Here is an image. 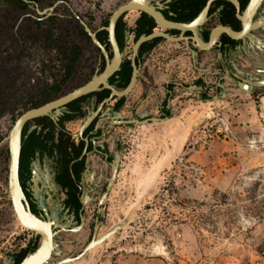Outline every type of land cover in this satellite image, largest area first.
Masks as SVG:
<instances>
[{"label": "rangeland", "instance_id": "374dc122", "mask_svg": "<svg viewBox=\"0 0 264 264\" xmlns=\"http://www.w3.org/2000/svg\"><path fill=\"white\" fill-rule=\"evenodd\" d=\"M55 1L35 3L42 10ZM67 1L82 17L99 15L100 20L93 23L96 26L126 0ZM37 23L84 47L79 23L68 8L57 7L47 16L36 14L31 3L23 12L13 14L0 0V60L19 54L21 32ZM50 58L52 65H61L52 52L31 44L28 55L12 66V76L0 68V96L9 101L0 123L28 106L34 82L44 79L40 69ZM94 59L95 53L86 48L78 64ZM260 90L258 96L249 97L252 121L245 126L237 122L230 108L218 117L206 115L179 156L166 167L160 159L164 150L155 125L134 134L105 207L102 234L122 221L124 225L71 264H264V88ZM216 122L228 130L216 133ZM9 128L0 136L4 158ZM90 216L82 230L56 237L62 257L82 248ZM17 233L23 245L26 231L7 213L0 229V236L6 239L4 246L9 248Z\"/></svg>", "mask_w": 264, "mask_h": 264}, {"label": "flooded vegetation", "instance_id": "af4514ba", "mask_svg": "<svg viewBox=\"0 0 264 264\" xmlns=\"http://www.w3.org/2000/svg\"><path fill=\"white\" fill-rule=\"evenodd\" d=\"M248 1L238 0L240 13ZM64 2L72 7L67 0H62L54 6V9L57 7L69 9ZM206 2L207 0H149V5L168 21L189 23L200 13ZM53 5L54 3L51 4V6ZM263 12V9L260 8L258 14ZM109 16L96 26L93 23L100 20L99 15L94 13L89 19L82 16L80 18L92 31H96V37L102 31L106 33V43L98 40L105 44L111 57L108 34L101 29L107 25ZM73 18L78 22L74 16ZM218 25L229 26L235 31L242 28L241 22L236 17V9L229 0H213L211 2L206 19L198 31L202 42L208 41L210 32ZM119 30L124 36L122 49L119 46L122 60L120 68L108 79V83L117 90L125 88L130 80L132 48L141 35L147 36L153 32L168 33L172 37H178L181 34L184 37L191 35L188 31L181 33L176 29L161 27L156 24L153 17L139 10L124 12L115 25V36ZM261 31H255L254 34L258 36ZM78 33L84 42V47L78 46L79 54L73 64L72 73L64 82L59 83V89L56 92L52 91L51 97L42 104L85 84L92 75L100 73L104 69L103 55L91 42L80 24ZM219 40V47L205 51L193 46L191 41L183 39L170 41L164 37L151 38L144 41L138 48L135 57L138 69L136 81L128 94L121 97L114 95L109 101L102 103L110 96L111 91L107 88H100L52 109L49 115L39 116L25 123L22 130L19 159V182L30 210L43 219L44 209L49 215H56L58 223V227L54 228V231H57L56 237L59 234L76 233L82 230L89 221V213H91L88 233L83 246L72 256L78 254L90 241L96 225H98L96 235L102 234L105 207L109 202L112 189L119 179L128 149L126 145L133 138L135 129L144 124L153 123L132 124L125 121L143 120L151 116L168 119L183 107L179 101L224 100L230 95L232 88L246 92L226 79V70L230 76L233 74L238 76V78L233 77L235 81L239 79L264 80V66L259 67V63L256 61L257 57L248 47L250 46L249 41L232 40L224 33L219 36ZM168 46L177 47L168 49ZM86 48L95 53V59L92 63L81 66L78 64V59ZM177 56L187 59L190 64V68H184V76L181 77L177 70H167L164 66L168 60ZM153 57L154 60H152ZM149 60L151 64L146 65ZM199 61L204 62L203 66H198ZM124 62H128L130 67L128 76L127 72L121 70ZM151 65L155 68L153 73L149 71ZM163 73L166 76L164 78ZM126 78H128L127 82L120 87L121 81H125ZM160 78L163 79L160 85H157ZM37 82L40 83L36 80L35 85ZM49 82L51 83L52 79ZM260 89L256 88L252 92L246 93L250 97L258 96L262 93ZM103 91H107V93L102 95ZM222 93H226L224 98H221ZM214 96L218 98L213 99ZM29 108H33L30 103L14 118L10 116V125L8 126L11 127L14 120ZM166 113H169L170 116L167 117ZM5 155L8 159L7 148ZM117 157L119 163L116 177L107 191L106 187L112 175L111 164ZM6 158L3 157V152L0 149V229L4 222V216L9 213L17 226L26 231V242L22 245L20 234L17 233L8 248L4 246L5 236H0V264H18L23 259L17 262L20 252L33 244L38 245L40 237L24 228L15 215L8 194ZM105 191H107L106 198L100 204L99 201ZM91 207L92 209H90Z\"/></svg>", "mask_w": 264, "mask_h": 264}, {"label": "water", "instance_id": "95a60500", "mask_svg": "<svg viewBox=\"0 0 264 264\" xmlns=\"http://www.w3.org/2000/svg\"><path fill=\"white\" fill-rule=\"evenodd\" d=\"M27 1V0H26ZM213 0H207L205 6L200 11V13L189 23L183 22H172L166 20L160 12L154 9L149 5V0H127L123 4L117 6L108 18L106 26H103L101 29L105 30L108 34V42L110 44L112 56H109V52L105 47V44H102L96 37V31H92L91 28L80 18V16L74 11L72 7L67 2H64L68 7L72 15L78 20L79 24L83 28V31L90 38L91 42L100 50L101 54L105 60V67L100 73H95L92 77L83 85L73 89L72 91L52 100L47 103H44L40 106L29 108L25 110L21 115H19L11 127L8 130V133L5 137L7 142L8 150V174H7V185H8V194L11 200V204L15 215L20 222V224L29 231H32L36 236H39V242L36 249L27 254L18 264H71L77 260H80L88 251L94 247L103 243L111 235L117 232L124 225V221L120 224L114 225L111 229L104 232L103 234L97 236L98 225L95 226L94 233L90 241L85 245V247L75 256L62 257L61 252L58 248V243L56 242V233L54 228L58 227L56 215H49L47 210L45 211L44 219L43 217H38L35 215L29 208V205L25 199L24 193L22 191L20 182H19V159H20V150H21V140H22V130L25 123L28 120L33 118L49 115L52 109L58 108L82 95L88 94L92 91L98 90L100 88H107L111 91L110 96L106 98L102 103L109 101L112 96L121 97L130 92L133 88L136 81L137 75V66L135 63V57L139 46L144 42L154 37H164L170 41H179L186 40L191 41V44L200 50H211L214 47L220 46L219 36L224 33L232 40H242L249 41V49L252 54H255L256 61L259 63V67L264 66V12L260 15L258 11L263 9L264 11V0H249L245 6L242 13H240V7L238 0H229L232 2L236 9V17L241 22L242 28L239 31L232 30L229 26L218 25L216 26L209 34L208 41L206 43L202 42L198 35L199 27L204 23L206 19L207 10ZM28 2V1H27ZM62 0H56L54 5L48 8L39 10L37 3H32L35 6V11L37 14H46L49 15L54 9V6ZM263 6V7H262ZM130 10H139L145 12L155 20L156 24L164 28L176 29L181 33L188 31L191 33L190 36L172 37L168 33L153 32L150 35L145 36L141 35L133 44L132 48V73L130 80L125 88L117 90L108 83L109 77L120 68L122 60V52L119 49V45L115 36V25L119 17L127 11ZM254 17H256L254 19ZM262 30L258 36L254 34L255 31ZM233 77L238 78L236 74L230 76L228 70H226V79L238 86L240 89L246 92H252L253 89L264 88V80H242L239 79L235 81ZM226 93H222L221 98H224ZM217 96H214L213 99H217ZM58 113V110H56ZM119 116V114H116ZM166 118L162 117H147L143 120L130 119L125 121L126 123L132 124H143L148 122H158L165 120ZM83 126L81 127L82 130ZM80 130V131H81ZM119 163V158H115L111 164L112 175L108 181L106 190L110 189L111 184L113 183L117 167ZM107 191H105L99 201L101 204L104 202ZM58 258V260H55Z\"/></svg>", "mask_w": 264, "mask_h": 264}, {"label": "trees", "instance_id": "16d2710c", "mask_svg": "<svg viewBox=\"0 0 264 264\" xmlns=\"http://www.w3.org/2000/svg\"><path fill=\"white\" fill-rule=\"evenodd\" d=\"M27 1L1 0V4L7 12H13V14H16L23 12L29 4L36 2L37 0ZM38 23L35 26H29L21 32L20 39L22 44L18 47L19 54L11 56L6 60H0V68L3 69L5 73H7L8 77L12 76V66H17V64L23 59V57L25 55H28V50L31 44H40L49 52H52V54L54 55V61H60L61 65L55 66V64H51L53 59L50 58L48 60V65H45V68L40 69L45 77L41 80L38 79L40 83H36V90L31 93L29 92V103L33 107L45 102L48 98L51 97L52 91L56 92L59 89V83L64 82L72 73L73 64L79 54V47L77 45H74L66 36L60 33L55 34L50 26L41 27L38 25ZM97 37L102 43H106V33L104 31L100 32V35H97ZM116 38L118 40L120 49H122L124 41L122 31H117ZM121 70L127 72V76L129 75L130 67L128 65V62L123 63ZM50 79H52L51 83L49 82ZM127 80L128 78H126L125 81H121L120 87L123 86L127 82ZM106 93L107 91H103L102 95ZM202 99L205 98L202 97ZM8 109L9 101L3 100V98L0 96V116L2 113H4V111ZM165 115L167 117L170 116L169 113H166ZM1 139L2 138L0 137V140ZM36 245L37 244H33L28 249L22 250L19 254V259L17 262L24 258L28 253L32 252Z\"/></svg>", "mask_w": 264, "mask_h": 264}, {"label": "crops", "instance_id": "0c3cea01", "mask_svg": "<svg viewBox=\"0 0 264 264\" xmlns=\"http://www.w3.org/2000/svg\"><path fill=\"white\" fill-rule=\"evenodd\" d=\"M174 47L177 46H168V49H173ZM154 59L153 57L152 60ZM150 62L149 60L146 65H150ZM203 64V61L198 62V66H203ZM189 65L187 59L177 56L168 60L164 66L167 70H177L178 75L181 77L184 76V68H190ZM154 70V66L151 65L149 71L153 73ZM162 76L163 78L166 77L164 73ZM163 78L157 81V85H160ZM249 97L250 95L248 93L232 88L230 89V95L224 100L220 99L211 102L195 100L179 101V104H183V107L177 110L171 118L139 126V128L134 130L135 133L133 132V137L134 134L139 131L153 129L151 125L154 124L157 133L161 136L159 140L162 142L161 147H163L164 150L160 159L162 161V166L166 167L171 165L179 156L181 148H183L187 139H189L191 133L194 131V127L197 125L198 121L203 122L206 115L209 114L212 118L218 117L225 112V109L230 108L231 110L234 109L231 111V115L237 122L243 123L245 126L247 122L252 121L254 116L249 112V110L252 109V102L249 100ZM231 133H233L232 130Z\"/></svg>", "mask_w": 264, "mask_h": 264}, {"label": "built area", "instance_id": "2783aa9c", "mask_svg": "<svg viewBox=\"0 0 264 264\" xmlns=\"http://www.w3.org/2000/svg\"><path fill=\"white\" fill-rule=\"evenodd\" d=\"M85 19H89L88 17H85ZM10 116L7 118L6 123H0V136H2L4 134V131L6 130V127L8 125H10ZM215 132H220L221 134H223L224 131H227L228 129L225 128V126L222 124V122H216L215 126H214Z\"/></svg>", "mask_w": 264, "mask_h": 264}, {"label": "bare ground", "instance_id": "6f19581e", "mask_svg": "<svg viewBox=\"0 0 264 264\" xmlns=\"http://www.w3.org/2000/svg\"><path fill=\"white\" fill-rule=\"evenodd\" d=\"M163 121V120H162Z\"/></svg>", "mask_w": 264, "mask_h": 264}]
</instances>
